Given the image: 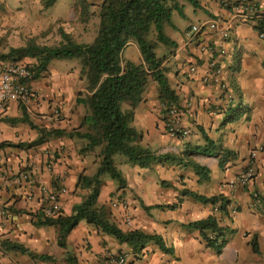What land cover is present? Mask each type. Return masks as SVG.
<instances>
[{"label": "crops", "instance_id": "0c3cea01", "mask_svg": "<svg viewBox=\"0 0 264 264\" xmlns=\"http://www.w3.org/2000/svg\"><path fill=\"white\" fill-rule=\"evenodd\" d=\"M1 1L3 4L6 2L5 7L16 16L14 30L20 22L27 26L21 33L25 40L11 42L8 48L25 47L29 39L36 38L41 45H51L53 40L59 43L61 29L77 42L90 44L99 30V23L97 32L93 33L85 23L63 28L57 25L51 29L49 25L63 17L59 16L54 22L47 19L41 0L25 3L26 9L15 12L13 10H17L20 0ZM177 1L183 7L184 16L175 11L173 27H166V34L177 43V47L163 65L169 83L179 97L180 123L190 129V136L173 138L167 132L158 85L154 81L150 82L143 101L135 109L132 126L141 135L140 145L159 154L193 159L209 169V178L200 183L196 172L184 164L160 165L158 162L148 168H140L127 163L126 158L119 159L115 162L117 165L122 162L123 168L116 166L126 185L120 188L116 180L104 176L97 199V204L106 209L110 221L122 231L139 230L159 235L168 251L150 241L142 252L136 253L132 246L120 243L85 220L68 235L66 247L62 248L58 244V229L39 224L38 219L42 215L39 185L55 189L65 187L66 192L61 195L62 213L71 216L74 207L84 202L89 194V189L79 182L80 177L93 176L100 164L99 154L95 159L92 154L81 152L84 140L68 136L73 130L82 131L80 128L87 113V108L77 103L79 93L86 91L82 67L77 59L54 60L43 77L29 82L35 92L34 102L27 112L29 122L8 121L23 117L18 103L11 102L4 109L0 106V145L5 144L0 147V210L7 213L4 216L0 211V264H70L69 257L74 258L75 264H105L109 256L117 255H124L130 264H254L261 255L264 250V208L253 196L264 197V171L247 186L241 185L238 177L249 164L247 145L264 144V39L253 28L258 18L264 19V0H251L258 7V15L252 17L241 14L236 8L241 0H234L235 7L223 6L220 0H199L201 8L198 9L185 0ZM71 16L72 12L67 18L71 19ZM208 22H215L218 27L226 29L230 40L223 41L218 32L205 31L190 42L187 31L191 26ZM38 25L40 29L36 32L33 27ZM204 45H209L212 52H204L201 48ZM130 48L132 52L126 56ZM167 53L164 47L162 56ZM123 55L135 63L143 61L138 46L133 42ZM213 60L220 69L219 80L227 83L235 80L240 86L242 94L238 97L250 113L248 122L235 133L229 132V124L221 120L226 115L227 103L217 81L205 84L202 80ZM22 62L33 63L34 60L26 58ZM192 66L197 68L195 73L190 71ZM40 130L65 131V135H43ZM203 133L218 146L236 152L235 158L224 168L220 167L217 157L189 153L192 147L205 144ZM39 138L42 142L32 148L12 146L28 144ZM46 151L56 153L52 171L45 168ZM31 162L36 163V167L29 182L16 183L5 175L4 167L10 165L17 173ZM259 166L262 167V163ZM184 190L206 197L223 195L232 201V211L239 208L231 218L220 221L221 226L228 228L227 242L221 250L208 247L199 230L186 227L212 215L219 218L221 212L214 211L219 204H206L190 196H182ZM104 193H109V200L104 199ZM179 200L176 209L157 207L178 204ZM254 234L258 235L260 254H254L249 244ZM4 240L21 244L38 256L51 258L41 260L19 251H6L1 247Z\"/></svg>", "mask_w": 264, "mask_h": 264}, {"label": "trees", "instance_id": "16d2710c", "mask_svg": "<svg viewBox=\"0 0 264 264\" xmlns=\"http://www.w3.org/2000/svg\"><path fill=\"white\" fill-rule=\"evenodd\" d=\"M57 1L42 0V6L48 9L53 7ZM185 1L195 9L201 8L199 0ZM175 11L184 16L183 7L177 0H102L98 14L99 30L92 43L81 44L61 29L59 31L61 41L56 45H41L36 42V39H29L25 47L10 48L7 53L0 54V62H20L26 58L33 59V63L24 62L31 71L29 82L43 77L54 60L77 59L82 67L86 92L78 97L77 103L84 105L87 113L80 128L82 131L73 130L68 133V136L84 140L82 153H92L96 150L100 156V164L95 175L80 177L79 182L89 189V194L84 202L74 207L71 216L60 214L57 217L38 219L40 225L53 226L58 229V244L62 248L66 247L68 235L82 220H85L102 232L113 236L120 243L132 246L136 253L142 252L150 241L157 243L162 250L168 251L161 236L145 234L139 230L124 232L110 221L104 207H97L104 176L116 180L120 188L126 185L122 173L116 166L115 157L117 155L125 156L127 163L140 168H148L158 162L169 160L171 163L191 167L198 175L200 183L209 178V169L193 159L180 158L174 154H159L149 147L140 145L141 135L132 126L135 109L143 101L151 81L158 85L159 99L164 107L163 119L168 108L179 107V97L171 87L163 65L177 47V43L166 34V27H173L172 17ZM88 19L87 16L81 21L86 22ZM253 28L259 36L264 33V19L258 18ZM132 42L139 48L143 60L141 63L127 60L123 55L126 47ZM160 46L168 50L164 56L157 54ZM223 84L224 87L219 86V90L227 103L224 113L226 114L225 123L226 121H239L244 115L250 119L248 108L241 104L239 94H234L226 81H223ZM236 98L239 99L238 102H235ZM20 107L24 114L23 117L8 119V121L12 123L29 122L28 111L24 106L20 105ZM40 132L49 136L65 135V131L60 130L49 132L40 130ZM203 134L205 144L192 147L190 154L217 157L222 168L235 158L234 150L218 146L209 135ZM41 142L42 138H39L28 144L21 143L12 146L32 148ZM4 145L1 144L0 147ZM182 196H190L206 204H219L221 212L219 218L212 215L206 219L194 221L186 227L199 230L201 238L208 247L221 250L227 242L228 228L221 226L220 221L234 215L230 207L232 201L223 195L206 197L187 190L182 191ZM253 198L259 200L264 208L263 196L257 195ZM179 203L180 200L178 204L157 207L176 209ZM236 210L239 211V208ZM249 244L254 254H260L257 234L251 236ZM1 247L6 251H19L41 260L51 258L38 256L23 245L10 240L2 241ZM68 261L70 264H75L72 257H69Z\"/></svg>", "mask_w": 264, "mask_h": 264}, {"label": "built area", "instance_id": "2783aa9c", "mask_svg": "<svg viewBox=\"0 0 264 264\" xmlns=\"http://www.w3.org/2000/svg\"><path fill=\"white\" fill-rule=\"evenodd\" d=\"M224 6L232 7L236 5L234 0H220ZM236 8L241 11V14L247 15V17L257 16L258 7L251 0H241V3L236 6ZM218 32L221 35L223 41L230 40V34L226 29L218 27L215 22H208L206 24H194L191 26L189 31H187V38L190 42L197 39L198 35L203 32ZM260 38L264 39V33L260 34ZM204 52H212L209 45H204L201 47ZM209 72L202 80L205 84H209L217 81L218 86L224 87L223 81L219 80L220 69L217 67V62L215 60L209 63ZM197 68L195 66L190 67L191 72H196ZM31 77V71L29 66L20 62H0V106L2 109L6 108L9 103L15 102L21 106H24L27 111L32 107L35 98V92L30 86L29 79ZM164 108V107H163ZM179 108L172 106L167 109L166 114H164V124L167 132L173 138H188L190 136V129L182 126L179 119ZM45 155L47 160L45 162V168L47 171H52L54 165L56 164V153L51 151H46ZM255 159L256 152H250L249 164L246 171L238 177V182L247 186L256 176L255 172ZM36 167V163L31 162L26 165L24 170H18L15 173L14 169L8 165L4 167L5 175L9 176L16 183L29 182L33 175V170ZM3 169V166H2ZM4 174V173H3ZM39 191L41 196L39 197L42 207L43 219L57 217L62 213V200L61 195L66 192L65 187H60L58 189L51 188L47 185H39ZM31 196V195H30ZM29 196V197H30ZM257 197V194L254 195ZM2 215L6 216V210H0ZM215 212H220L219 208H215ZM233 212H235L233 210ZM105 264H129L127 258L124 255L109 256V259L105 261Z\"/></svg>", "mask_w": 264, "mask_h": 264}, {"label": "rangeland", "instance_id": "374dc122", "mask_svg": "<svg viewBox=\"0 0 264 264\" xmlns=\"http://www.w3.org/2000/svg\"><path fill=\"white\" fill-rule=\"evenodd\" d=\"M15 1H13V2L15 3ZM100 1L101 0H86V2H84V0H58L53 7L46 9L44 11V14L47 16V19H52L53 22L59 16L63 17V18H60L59 21L49 25V27H51V29L57 27V25L59 26V28H63L64 26L65 27H74L78 23H85L86 25H89L90 31L93 33V32H97L96 28H97L98 23H99L98 14H99V7L101 4ZM31 2H32V0H20V2L18 3L17 10H13V11L14 12L15 11H22L23 8L26 9V6H27L26 4L31 3ZM5 5H6V2L4 4L2 3V1L0 2V54L7 53L9 51L10 48H8V47H9V44L11 42L13 43L16 40L24 41L25 38L23 37V35H21V33H22V29L24 27L27 29V26H25L24 24H22V22H20V25L18 26L17 30L16 29L14 30L15 25H17L16 16L14 13L9 11L8 8L5 7ZM11 5H13L12 2L9 3V6H11ZM41 6H42V0H41ZM70 12H72L71 19L67 18L69 16ZM87 16L89 17V19L86 22H82L81 19L85 18ZM64 18L65 19L67 18V19L65 20ZM176 19L177 18H175V20ZM33 29L36 32H39L40 26L39 25L37 27L34 26ZM14 31H16V32L14 33ZM57 32H58V30H57ZM36 40H37V38H36ZM81 41L85 42L84 40H81ZM57 43H58V41L53 40L51 42V45H56ZM131 52H132V49L130 48L127 50L125 55L128 56V55H130ZM163 53H164V47L160 46L157 50V54H158V56H162ZM73 61H75V60H73ZM6 62H9V61H6ZM249 65L251 66L252 63H250ZM262 67L264 68V63H262ZM245 77H247V75H245ZM262 77H264V75ZM229 88H231V91L234 94H236V93H238L239 95L242 94L241 88L235 80L231 81L229 83ZM85 92L86 91L79 93V96H82ZM238 100L236 98L235 102H238ZM247 119H248V116L244 115L241 118V120H239V121H234V122L226 121V123L229 124V128L227 127V125L226 126L224 125V126L227 127L229 132L232 131L233 133H235L236 131H238L239 128H241L242 126H244L248 122ZM221 120L224 121V117H222ZM252 151L256 152V159H255V172H256L255 178H256L260 174L261 171H264L263 170L264 169V144L254 145L252 147L247 145V147H246L247 157L250 155V152H252ZM97 153L98 152L95 150L94 152L89 153V154H92L96 159ZM125 158L126 157L123 155H117L115 160L118 161L119 159H125ZM260 163H262V167L259 166ZM161 164H173V163H171L169 160H164V161L160 162V165ZM117 166L119 169H122L123 168L122 162L118 163ZM261 168H263V169H261ZM95 174H93V175H95ZM109 196H110L109 193L103 194L104 199L109 200ZM97 207H101V206H99V204H97ZM254 264H264V250L261 253V255H259L258 258H256V260L254 261Z\"/></svg>", "mask_w": 264, "mask_h": 264}]
</instances>
